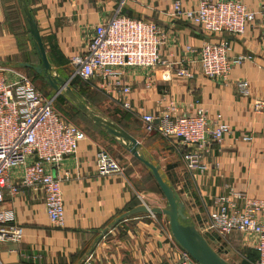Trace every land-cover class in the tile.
I'll return each instance as SVG.
<instances>
[{"label": "crops", "instance_id": "obj_1", "mask_svg": "<svg viewBox=\"0 0 264 264\" xmlns=\"http://www.w3.org/2000/svg\"><path fill=\"white\" fill-rule=\"evenodd\" d=\"M17 1L25 25L21 3ZM174 1L25 0L52 73L66 81L71 75L67 58L84 51L93 28L110 19L118 8L123 15L153 22L166 33L160 54L168 65L152 71L129 70L126 82L131 86V93L124 99L131 111H123L116 97H108L112 114L109 117L113 121L118 119L124 130L137 140L138 149L149 156L144 157L163 170L168 185H173L178 201L184 205L188 223L185 225H194L199 230L214 209V199L226 193L227 185L243 193L246 199L264 201V110H254L256 101L264 103V45L259 42L260 26L249 25L241 36L225 35L231 44V58L250 57L234 64L225 80L207 79L187 64L185 67L193 77L178 78L174 72L185 58L184 47L199 48L207 35L192 23L169 18ZM178 1L183 8H195L200 2ZM240 1L256 11L264 0ZM20 36L8 23L0 0V65L27 75L23 64L37 66L39 59L35 53L34 63L23 60V55L29 52V44ZM56 53L61 55L64 64L56 61ZM41 77L44 81L43 74ZM239 80L248 82V97L238 93L236 82ZM149 81L151 84L147 87ZM169 102L176 105L180 114L192 113L191 106L198 103L209 115L220 114L230 129V133L202 157L197 170L185 168L182 149L176 141L146 134L141 128L140 114H156ZM244 136H251L252 141H242ZM99 150H102L100 142L87 136V140L78 145L75 155L65 157L60 165L51 169L53 175L62 179V225L50 224L39 192L21 188L18 194L5 197L0 212L11 213L14 222L23 228L24 236L19 243H2L0 264H79L89 254L93 255L94 264H173L178 261L180 246L172 237L168 223L160 217L138 213L112 227L116 219L133 209L143 205L148 209L156 207L138 190L137 176H130L124 168L119 174L98 177L94 160ZM153 156L155 162L150 160ZM21 176L20 168L11 171L13 183ZM239 206L242 208L241 202ZM257 218L263 222L264 211L258 213ZM107 236L112 240L104 241ZM207 239L211 248L213 244L223 251L228 248L253 250L256 240L253 235L247 240L233 239L235 241L227 243L214 236Z\"/></svg>", "mask_w": 264, "mask_h": 264}, {"label": "built area", "instance_id": "obj_2", "mask_svg": "<svg viewBox=\"0 0 264 264\" xmlns=\"http://www.w3.org/2000/svg\"><path fill=\"white\" fill-rule=\"evenodd\" d=\"M168 16L192 23L207 35L199 48L184 47L185 58L174 72L178 78L193 77L185 67L187 64L207 79L225 80L234 64L250 59L231 58V44L225 35L241 36L249 25L260 26L259 42L264 45V1L258 10L252 11L240 0H200L195 8H183L176 0ZM165 41L166 33L155 23L129 18L118 8L110 19L93 28L84 51L67 58L71 67L68 83L77 77L106 96L116 97L123 111H131L124 99L131 93L126 73L132 69L152 71L167 66V59L160 54ZM150 84L151 81L147 87ZM236 89L242 97H248V82L237 81ZM53 101L25 73L0 65V204L6 196L18 194L21 188L39 192L50 224L60 226L64 222L62 179L53 175L51 169L65 157L75 155L87 136L56 111ZM191 107L192 113L180 114L176 105L169 102L156 114L139 115L146 134L179 144L188 171L197 170L211 146L230 133L220 114L211 116L198 103ZM254 110H264V103L256 101ZM242 141L251 142L252 137L244 136ZM94 162L100 178L122 172L119 163L103 150L96 153ZM19 168L22 176L13 183L11 171ZM225 189L224 195L214 199V209L198 232L205 240L214 235L225 238L233 233L253 235L256 239L253 250L257 254L254 264H264V221L257 218L264 211V201L246 199L229 185ZM14 221L11 213L0 212V247L2 243H19L23 239V228ZM94 263L93 255L89 254L79 264ZM173 264L197 263L180 247V257Z\"/></svg>", "mask_w": 264, "mask_h": 264}, {"label": "water", "instance_id": "obj_3", "mask_svg": "<svg viewBox=\"0 0 264 264\" xmlns=\"http://www.w3.org/2000/svg\"><path fill=\"white\" fill-rule=\"evenodd\" d=\"M23 11L25 21L28 25V31L34 44L35 53L38 56L39 64L32 66L23 64L26 68H31L36 74H43L44 79L50 87L61 94L64 92L68 101L96 128L107 134L124 151L128 152L134 159L143 164L150 170L152 178L156 182L167 203V209H148L147 207H138L133 209L114 222V227L121 220L136 215L138 213H147L151 216L163 215L168 218L169 230L177 244L189 254L197 264H228L220 257L207 243L204 237L198 232L194 225H185L181 221L186 220L183 213L184 205L178 201L176 193L162 179L158 168L145 160L138 152L139 143L126 132L119 124L91 108L86 102L81 100L70 88L68 81L58 76L52 75V68L48 62L46 51L39 34L35 21L33 20L25 0H19ZM56 97V96H55ZM54 98V97H53Z\"/></svg>", "mask_w": 264, "mask_h": 264}, {"label": "rangeland", "instance_id": "obj_4", "mask_svg": "<svg viewBox=\"0 0 264 264\" xmlns=\"http://www.w3.org/2000/svg\"><path fill=\"white\" fill-rule=\"evenodd\" d=\"M1 3H2V6L4 8V12L6 14V19H7L8 23L12 25L14 32L18 35H22L23 37L22 36H20V37L26 38L28 41L29 52H27V54L23 55V57H22L23 60L25 62L34 63L36 61L35 59L37 56L35 55V49H34L33 41L31 40V36H29V34H28L27 24L24 25V23L22 21L21 10H19L20 5H19L18 1L17 0H1ZM41 75L42 74H36V76H34L32 73H29L27 71V76L32 80L34 86L38 90H40L45 97H47V98H53L54 97V99L58 95H63L66 97L64 92H61V94H56L54 92V90L50 87L48 82L46 80L43 81ZM53 75H55V74H53ZM55 76H57V73ZM76 92L78 93L77 96L81 100H83L84 102L86 100L89 101L87 103L91 108L95 109L97 112H99L100 114H102L104 116H108V118H110L109 116H112L111 108H110L111 104L109 103L108 96L101 93L100 91H97L96 89L91 87L90 84H86L82 87H79L76 90ZM55 102H56V100H55ZM69 104H70V102H69ZM54 108L63 118H65L70 123L75 125L77 128L82 130L86 134V136L91 137V138L99 141L101 144V149L103 151L107 152L108 154H110L119 163L120 167L124 168V171L126 173H128L130 176H135V175L137 176V180H138L137 182L139 185L138 190L142 191V193L148 197L147 202L150 205L155 206L156 209H159V210L167 209L166 200L164 199L163 195L160 194V192H159L160 190H159L158 186L155 184L154 180L152 179V176H151L149 169H147L143 164H141L136 159H134L129 153H127L122 148H120L118 145H116L114 142H112L111 138L108 135H105V134H102L101 132H99V130L92 123H90L88 120L83 118L81 115L74 114L73 112H69L68 114H70V117H68L67 115L64 114V112L62 110H60V108H58L56 106L55 103H54ZM138 152L145 160L148 161V159H146L144 157L146 154L144 155V153H142L139 149H138ZM147 158H149V156H147ZM150 160L155 162L156 161L155 156H153V158H151ZM154 164H156V163H154ZM153 166H155V165H153ZM157 168L161 174L163 181L168 185L169 183H168V181L164 175L163 170H161L160 167H157ZM168 186L170 188H172L173 185H168ZM142 207H146V206L143 205ZM156 216L157 215L152 216V217H156ZM158 216L160 217L161 220H163L164 223L165 222L168 223L167 216H163V215H158ZM130 217H132V216H130ZM182 223L188 224L186 220L182 221ZM214 237L218 241L223 240V238L218 237L216 235H214ZM249 237H251V235L248 233H233L230 237H227L228 239L225 238L222 242L223 243L225 241H226L225 243H227L228 241L233 242V241H235L233 239L247 240ZM110 239L112 240L111 236H107L104 239V241H106V242L111 241ZM211 246H212V248H214V251L216 250L215 252L220 257L222 256V258L224 260H226V262L228 264H241L243 262V260L245 259L244 255L246 254L247 251H253L254 252V250H250V249H243L242 250L239 248L238 249L228 248V250H226L228 252L227 253L225 250L223 251V249L221 247L217 249L215 247V245L212 244ZM109 250H106V251H109ZM249 259H250V261H252L250 263H252V264L255 263L256 258L254 255L252 258H249ZM96 263H98V262H96Z\"/></svg>", "mask_w": 264, "mask_h": 264}, {"label": "trees", "instance_id": "obj_5", "mask_svg": "<svg viewBox=\"0 0 264 264\" xmlns=\"http://www.w3.org/2000/svg\"><path fill=\"white\" fill-rule=\"evenodd\" d=\"M27 24V23H26ZM28 34H29V31H28ZM30 35V34H29ZM44 45V44H43ZM45 48V47H44ZM55 56V55H54ZM56 61L58 62V63H60V64H64V61L62 60V57H61V55H58L57 53H56ZM66 63V62H65ZM67 63H68V60H67ZM27 64H29V63H27ZM31 65V64H30ZM25 70L26 71H28L29 73H32L34 76H36V73H35V71L33 70V69H31V68H25ZM87 83H85V82H83L82 80H80L79 78H77V77H75V78H73V79H71V81L69 82V86H70V88L72 89V91L77 95L78 93L76 92V90L79 88V87H82V86H84V85H86ZM56 102H55V104H56V106L58 107V108H60V110H62L63 112H64V114L65 115H67L68 117H70V114H68L69 112H73L74 114H79V115H81L80 113H79V111L70 103L69 104V102H68V100H67V98L65 97V96H63V95H58L57 97H56ZM86 103L87 102H89V101H85ZM88 104V103H87ZM66 107V108H65ZM82 116V115H81ZM83 117V116H82ZM83 118H85V117H83ZM87 120V119H86ZM117 124H119L120 126H121V124H120V121L118 120V119H115L114 120ZM122 127V126H121ZM123 128V127H122ZM98 129V128H97ZM124 129V128H123ZM99 130V132H101L102 134H105L102 130H100V129H98ZM105 135H107V134H105ZM113 142V141H112ZM150 171V170H149ZM152 176V175H151ZM153 179V178H152ZM160 192V194H162L161 193V191H159ZM133 206H135V205H133ZM157 217H159L158 215H157ZM181 223H182V221H181ZM206 241H207V243L209 244V241H208V239H206ZM253 255L255 256V258L257 259V254L255 253V251L253 252V251H247L246 252V254L244 255V257H245V259L243 260V262L241 263V264H252V263H250V262H252V261H250V259L249 258H252L253 257ZM256 259H255V261H256Z\"/></svg>", "mask_w": 264, "mask_h": 264}]
</instances>
